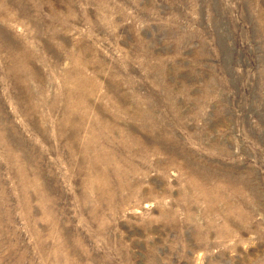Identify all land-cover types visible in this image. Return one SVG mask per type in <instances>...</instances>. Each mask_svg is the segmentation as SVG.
Returning a JSON list of instances; mask_svg holds the SVG:
<instances>
[{
	"label": "rangeland",
	"instance_id": "obj_1",
	"mask_svg": "<svg viewBox=\"0 0 264 264\" xmlns=\"http://www.w3.org/2000/svg\"><path fill=\"white\" fill-rule=\"evenodd\" d=\"M0 264H264V0H0Z\"/></svg>",
	"mask_w": 264,
	"mask_h": 264
}]
</instances>
